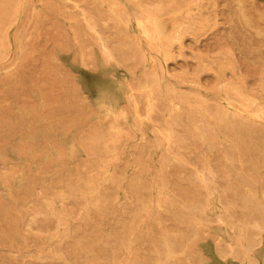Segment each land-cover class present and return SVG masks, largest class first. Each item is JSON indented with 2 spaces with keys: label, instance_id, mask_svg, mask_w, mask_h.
Here are the masks:
<instances>
[{
  "label": "rangeland",
  "instance_id": "374dc122",
  "mask_svg": "<svg viewBox=\"0 0 264 264\" xmlns=\"http://www.w3.org/2000/svg\"><path fill=\"white\" fill-rule=\"evenodd\" d=\"M0 264H264V0H0Z\"/></svg>",
  "mask_w": 264,
  "mask_h": 264
},
{
  "label": "bare ground",
  "instance_id": "6f19581e",
  "mask_svg": "<svg viewBox=\"0 0 264 264\" xmlns=\"http://www.w3.org/2000/svg\"><path fill=\"white\" fill-rule=\"evenodd\" d=\"M148 11H149V10H148ZM122 20H123V19H122ZM127 21H128V20H127ZM147 34H148V33H147ZM106 46H107V45H106ZM103 49H104V48H103ZM103 49H102V50H103ZM166 49H167V48H166ZM109 53H110V52H109ZM110 54H111V53H110ZM113 56H114V55H113ZM105 57H106V56H105ZM109 57H110V56H109ZM108 61H109V60H108ZM148 72H149V71H148ZM144 73H145V71H144ZM155 82H156V81H155ZM124 86H125V85H124ZM125 88H126V87H125ZM127 89H128V88H127ZM129 95H130V94H129ZM129 100H130V99H129ZM129 103H133V102L130 100ZM137 104H138V102H137ZM132 106L134 107V104H133ZM149 107H150V106H149ZM119 109H120V112L123 111L121 108H119ZM126 109H127V108H126ZM138 109H139V105H138ZM114 111H115V110H114ZM138 111H139V110H138ZM126 112H127V111H126ZM123 113H125V111H123V112L120 113V114L125 115V114H123ZM136 113H138V112H136ZM116 115L121 117V115H118V114H116ZM227 116H228V115H227ZM227 116H226V117H227ZM229 117H230V116H229ZM232 117H234V116H232ZM115 118H116V116L114 117V119H115ZM236 118H237V116H236ZM118 119H119V117H118ZM226 119H227V118H226ZM226 119L224 120V122L230 120V119H227V120H226ZM237 119H238V120H236L235 117L233 118V120H236V121H235L236 125H237V123H243V122H244V120H243L242 122H237V121H240V120H239L240 117H238ZM233 120H232L231 122H233ZM116 121H118V120H116ZM110 122H111V121H110ZM224 122H223V123H224ZM229 122H230V121H229ZM245 122H246V121H245ZM223 123H222V124H223ZM226 123H228V122H226ZM230 124H231V123H230ZM230 124H229V125H230ZM246 124H248V123H246ZM113 125H114V124H113ZM113 125H112V126H113ZM118 125H119V124H118ZM229 125H228V126H229ZM232 125H233V124H232ZM238 125L241 126L240 124H238ZM243 125H244V123L242 124V126H243ZM248 125H249V124H248ZM248 125H247V126H248ZM223 126H225V129H226V127H228V126H226V124L223 125ZM242 126H241V127H242ZM97 127H98V126H97ZM234 127L237 128V129L240 128V130H241V127L233 126V128H234ZM243 127H244V126H243ZM102 128H103V127H102ZM116 128L118 129V127H116ZM244 128H245V127H244ZM249 128H250V125H249ZM229 129H230V128H229ZM242 129H243V128H242ZM118 130H119V129H118ZM120 130H121V129H120ZM238 130H239V129H238ZM245 130H247V127L245 128ZM109 131H110V130H109ZM127 131H128V130H127ZM118 132H119V131H118ZM118 132H116V133L118 134ZM100 134H103V133L101 132ZM100 134H99V135H100ZM106 134H107V133H106ZM104 135H105V134L100 135V139H101V136H104ZM106 137H107V135H105V138H106ZM109 137H110V136H109ZM127 137H128V136H127ZM83 138H84V137H83ZM98 138H99V136H98ZM98 138H97V140H98ZM107 138H108V137H107ZM81 139H82V138H81ZM83 140H85V139H83ZM93 140H95V139H93ZM97 140H96V141H97ZM104 140H105V139H104ZM85 141H86V140H85ZM89 141H90V140H89ZM102 141H103V140H101V143L98 142V143H97V146L99 145V143L102 144V143L104 142V141H103V142H102ZM115 141H117V140H115ZM109 142H110V141H109ZM117 142H118V141H117ZM105 143H106V142H105ZM108 144H109V143H108ZM245 144H246V143H245ZM104 145L107 146V143L104 144ZM106 146H105V147H106ZM108 146H109V145H108ZM108 146H107V147H108ZM243 146L245 147L244 144H243ZM98 147L101 148L102 146H98ZM103 147H104V146H103ZM105 147H104V148H105ZM248 147H249V146H248ZM112 149H113V148H112ZM169 149H170V148H169ZM118 150H119V149H118ZM139 150H140V149H139ZM111 152H112V151H111ZM97 153H99V152H97ZM109 159H110V158H109ZM182 161H183V160H182ZM100 162H101V161H100ZM184 162H185V161H184ZM109 163H110V162H109ZM148 165H149V164H148ZM91 166H92V165H91ZM93 167H94V166H93ZM100 167H102V166H100ZM103 168H104V167H103ZM99 169H100V168H99ZM101 169H102V168H101ZM106 169H107V168H106ZM209 169H210V168H209ZM91 170H92V169H91ZM196 171H197V170H196ZM210 171H211V170H210ZM115 172H116V171H115ZM198 172H199V171H198ZM203 172H204V171H203ZM203 172H202V173H203ZM211 173H212V172H210V174H211ZM89 174H91V173H89ZM89 174H88V175H89ZM99 174H100V173H99ZM108 174H109V173H108ZM142 174H143V173H142ZM196 174H197V173H196ZM95 175H96V174H95ZM97 175H98V174H97ZM124 175H125V174H124ZM197 175H198V174H197ZM79 176H80V175H79ZM93 176H94V175H93ZM102 176L104 177L105 175H103V173H102ZM109 176L112 177L111 174H110ZM114 176H115V174H114ZM135 176H136V175H135ZM195 176H196V175H195ZM201 176H202V175H201ZM201 176H200V177H201ZM81 177H82V176H81ZM83 177H86V176L83 175ZM99 177H101V175L97 176V178L94 176V181H95V178L98 179ZM110 177H109V178H110ZM115 177H117V176H115ZM204 177H205V176H204ZM204 177H203V179H204ZM86 178H87V177H86ZM88 178H90V177H88ZM91 178H93V177H91ZM109 178H108V179H109ZM112 178H113V177H112ZM140 178H141V177H140ZM201 178H202V177H201ZM80 179H82V178H80ZM83 179H84V178H83ZM104 179H105V177H104ZM130 179H131V178H130ZM203 179H202V180H203ZM78 180H79V179H78ZM85 180H86V179H85ZM88 180H89V179H88ZM92 180H93V179H92ZM111 180H112V179H111ZM141 180H142V179H141ZM197 180H198V179H197ZM205 180H206V179H205ZM79 181H81V180H79ZM82 181L84 182V180H82ZM82 181H81V182H82ZM89 181H90V180H89ZM115 181H117V180H115ZM101 182H102V181H101ZM110 182H112V181H110ZM138 182H140V181H138ZM86 183H88V182L86 181ZM134 183H135V182H134ZM136 183H137V182H136ZM75 184H77V182H76ZM75 184H74L73 186H75ZM90 184H91V181H90ZM90 184H88V185H90ZM95 184H96V183H95ZM95 184H94V183L91 184L92 186H93V185L95 186V187L93 186V188H95L94 190H96V188H98V187H96ZM97 184H100V183L97 182ZM102 184H104V183L102 182ZM160 184H161V183H160ZM206 184H207V182H206ZM79 185H80V188H79V187L77 188V185L75 186V188H77V189H79V190L82 189V191H83L85 187L81 188V184H79ZM91 185H90V188H91ZM116 185H117V184H116ZM132 185H133V184H132ZM132 185L130 184V186H132ZM140 185L142 186V184H140ZM97 186H99V185H97ZM102 186L104 187V185H101L100 187H102ZM119 186H120V184H119ZM135 186H138V185H135ZM135 186H134V187H135ZM203 186H204V185H203ZM105 187H106V186H105ZM105 187H104V189H103L104 193L106 192V191H105ZM134 187H133V188H134ZM72 188H73V191H74V187H72ZM117 188H119V187L117 186ZM133 188H132V189H133ZM137 188H139V187H137ZM137 188H134V190H135V189L137 190ZM126 189H127V188H126ZM163 189H164V188H163ZM75 190H76V189H75ZM85 190H90V189L88 188V189H85ZM94 190H90V191H91V192H92V191L94 192ZM123 190H124V189H123ZM71 191H72V189H71ZM71 191H70V192H71ZM76 192H77V194H78V191H76ZM79 192H80V191H79ZM87 192H88V191H87ZM98 192H99V191H98ZM107 192H108V191H107ZM80 193H81V196H82V192H80ZM85 193H86V192H85ZM85 193H84V191H83V194H84V195H85ZM100 193H101V197H102V195H103V194H102V191H101ZM90 194H91V193H90ZM90 194H89V195H90ZM108 194H109V192H108ZM253 194H254V193H252V195H253ZM84 195H83V196H84ZM86 195H88V193H86ZM86 195H85V197H86ZM89 195H88V196H89ZM92 195H94V194H92ZM92 195H91V196H92ZM256 195H257V193H256ZM97 196H98V195H97ZM99 196H100V195H99ZM105 196H106V195H105ZM108 196H109V195H107V197H105V198H108ZM253 196H254V195H253ZM92 197H93V196H92ZM101 197H99L98 199H100ZM103 197H104V196H103ZM110 197H111V195H110ZM249 197H251V196H249ZM86 198H88V197H86ZM86 198H85V199H86ZM105 198H104V200H107V199H105ZM112 198H113V197H112ZM112 198H111L110 200H112ZM116 198H117V197H116ZM177 198H178V197H177ZM251 198H252V197H251ZM101 199H103V198H101ZM101 199H100V202H102ZM138 199H139V198H138ZM248 199H249V198H248ZM255 199H256V197H255ZM91 200H92V198L90 199V201H91ZM113 200H114V199H113ZM250 200H251V203H252V199H250ZM250 200H247V201H249V202H244V204H245V203H250ZM93 201H94V200H93ZM95 201H96V203H97V200H95ZM95 201H94V202H95ZM108 201H109V200H107V201L104 202V203H105L104 206L106 205V202H107V204H108ZM244 201H246V199H245ZM256 201H257V200H254V202H256ZM94 202H93V203H94ZM98 202H99V200H98ZM109 202H110V201H109ZM114 202H115V201H114ZM90 203H92V202L87 203V207H88V204H90ZM96 203H95L94 205L97 206V204H99V203H97V204H96ZM48 204H49V203H48ZM110 204H111V203H110ZM90 205H91V204H90ZM90 205H89V206H90ZM99 205L101 206L102 204L100 203ZM108 205H109V204H108ZM247 205H248V204H246V207H247ZM250 205H252V204H250ZM250 205H249V206H250ZM254 205H257V204L255 203ZM100 206H99V208H100ZM119 206H120V205H119ZM243 206H244V205H243ZM252 206H253V205H252ZM93 207H94V206H93ZM97 207H98V206H97ZM97 207H95V208H97ZM101 207H102V206H101ZM244 207H245V206H244ZM246 207H245V208H246ZM89 208H90V207H89ZM103 208H105V207H103ZM247 208H248V207H247ZM249 208H251V207H249ZM249 208H248V209H249ZM254 208H255V207H254ZM91 209H93V208H91ZM248 209H247V210H248ZM251 209H252V208H251ZM256 209H257V206H256ZM93 210H97V209H93ZM100 210H101V209H100ZM100 210H99V211H100ZM254 210H255V209H254ZM123 215H124V214H123ZM138 217H139V216H138ZM135 220H136V219H135ZM153 220H154V219H153ZM195 220H196V219H195ZM67 222H68V221H67ZM147 223H148V222H147ZM148 225H149V224H148ZM256 226H257V225H256ZM141 230H142V229H141ZM132 232H133V231H132ZM148 234H149V233H148ZM245 234H246V233H245ZM247 235H248V234H247ZM246 237H247V236H246ZM244 238H245V237H244ZM130 240H131V238H130ZM170 245H171V244H170ZM170 245H169V247L172 246V245H171V246H170ZM166 246H167V245H166ZM169 247H168V248H169ZM123 250H124V249H123ZM169 250H170V249H169ZM167 252H168V251H167ZM170 252H171V251H170ZM173 252H174V251H173ZM173 252H172V253H173ZM115 253H116V252H115ZM161 253H162V252H161ZM120 254H121V253H120ZM167 254H168V253H167ZM174 254H175V253H174ZM159 255H160V254H159ZM168 255H170V254H168ZM172 258H173V257H172Z\"/></svg>",
  "mask_w": 264,
  "mask_h": 264
}]
</instances>
